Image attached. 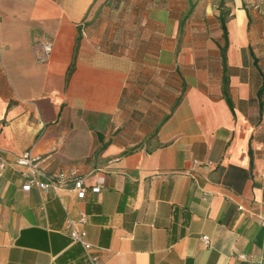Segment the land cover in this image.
Listing matches in <instances>:
<instances>
[{"label":"crops","instance_id":"crops-1","mask_svg":"<svg viewBox=\"0 0 264 264\" xmlns=\"http://www.w3.org/2000/svg\"><path fill=\"white\" fill-rule=\"evenodd\" d=\"M211 2L0 0V153L85 188L22 190L6 165L0 264H89L79 212L102 264H264V44L229 0L228 106Z\"/></svg>","mask_w":264,"mask_h":264},{"label":"built area","instance_id":"built-area-1","mask_svg":"<svg viewBox=\"0 0 264 264\" xmlns=\"http://www.w3.org/2000/svg\"><path fill=\"white\" fill-rule=\"evenodd\" d=\"M41 56L38 58L39 61L45 60L50 52L51 44L46 41L40 44ZM49 157V154H44L43 156L34 155L30 150L22 151L20 154L8 159L6 156L0 153V174L6 165H13L17 168L20 177L22 178L21 189L28 190L31 186H35L41 190H53L56 191L65 184L68 179L73 180V189L75 191L77 198H82L85 193V188L82 184V179L74 176L72 177L71 172H65L63 170H58L54 175H47L41 168V163ZM194 164H198L199 161L193 160ZM192 177V176H191ZM259 177L262 180L264 186V170L259 173ZM194 180V178L192 177ZM102 179L90 187V191L98 192ZM85 221V215L83 212H79L76 219L66 217L64 221V227L67 230L69 238L80 244L82 247L84 256L89 264H102L101 259L94 250L92 244L87 241L85 233L82 229L78 228V225ZM203 244L208 243V238L206 235L200 236ZM242 258L243 255L241 254Z\"/></svg>","mask_w":264,"mask_h":264},{"label":"trees","instance_id":"trees-1","mask_svg":"<svg viewBox=\"0 0 264 264\" xmlns=\"http://www.w3.org/2000/svg\"><path fill=\"white\" fill-rule=\"evenodd\" d=\"M217 7H218V14L216 16V19L218 22V27L220 29V38L223 41V44L221 46L218 45L220 61L222 63V69H223L222 77H221V81H222L221 91H222V94L225 98L226 103L228 104V106H230L229 98L227 96V74L224 71L225 65H226L225 50H226V47L228 44V37H227V30H226L225 23L230 17V14H229L230 8H229V6L225 5L224 0H218ZM246 17H247L246 24L248 25L250 20H249V17L247 15H246ZM78 39H79V36L77 35L75 37L74 53H75V49H76ZM72 67H73V65L71 64L70 67L68 68L67 74L70 73V71L72 70Z\"/></svg>","mask_w":264,"mask_h":264},{"label":"rangeland","instance_id":"rangeland-1","mask_svg":"<svg viewBox=\"0 0 264 264\" xmlns=\"http://www.w3.org/2000/svg\"><path fill=\"white\" fill-rule=\"evenodd\" d=\"M226 1L230 7L229 0ZM217 2L218 0H216V3ZM211 3H213V0ZM241 5L244 6L246 12H248L247 14L249 15L250 22L246 30L253 33L251 38L255 43L252 47L257 51V40H260L258 43L260 47L262 43L264 44V0H241Z\"/></svg>","mask_w":264,"mask_h":264}]
</instances>
